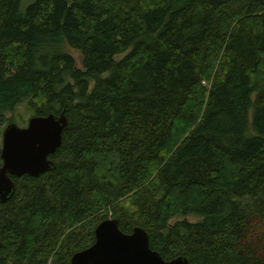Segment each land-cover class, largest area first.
I'll list each match as a JSON object with an SVG mask.
<instances>
[{
    "label": "trees",
    "instance_id": "obj_1",
    "mask_svg": "<svg viewBox=\"0 0 264 264\" xmlns=\"http://www.w3.org/2000/svg\"><path fill=\"white\" fill-rule=\"evenodd\" d=\"M23 104L68 126L12 178L0 264H71L109 218L166 261L264 264V0H0V134Z\"/></svg>",
    "mask_w": 264,
    "mask_h": 264
},
{
    "label": "water",
    "instance_id": "obj_2",
    "mask_svg": "<svg viewBox=\"0 0 264 264\" xmlns=\"http://www.w3.org/2000/svg\"><path fill=\"white\" fill-rule=\"evenodd\" d=\"M68 126L65 114L33 117L26 128L8 125L2 136L0 165V203L9 202L16 193L13 177H40L56 169L50 159L63 144ZM96 241L88 249L76 253L71 264H189L185 257L166 261L151 247L150 236L142 228L131 234L120 229V220L109 218L95 231Z\"/></svg>",
    "mask_w": 264,
    "mask_h": 264
},
{
    "label": "rangeland",
    "instance_id": "obj_3",
    "mask_svg": "<svg viewBox=\"0 0 264 264\" xmlns=\"http://www.w3.org/2000/svg\"><path fill=\"white\" fill-rule=\"evenodd\" d=\"M69 53L76 59L78 66L81 67V53L78 51H75L73 49L68 50ZM34 117L33 112L29 109V107L26 104H23L19 106L14 113H10L8 115L9 122L4 126L1 134H0V148H2V134L4 132V129L10 125V124H17L20 128H26L29 124V121L31 118ZM186 219L192 223L200 221V218L195 216H189L187 218H178L176 220H183Z\"/></svg>",
    "mask_w": 264,
    "mask_h": 264
}]
</instances>
